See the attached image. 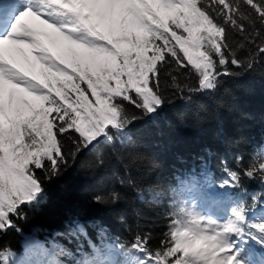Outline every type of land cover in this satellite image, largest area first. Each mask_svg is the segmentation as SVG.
<instances>
[{"label": "snow or ice", "instance_id": "6c2138e0", "mask_svg": "<svg viewBox=\"0 0 264 264\" xmlns=\"http://www.w3.org/2000/svg\"><path fill=\"white\" fill-rule=\"evenodd\" d=\"M0 32V230H5L16 226L22 206L45 198L46 179L59 176L70 159L101 139L112 142V130L124 133L139 118L127 106L156 113L166 101L165 76L177 88L178 76L194 78L198 86L185 88L195 92L214 90L221 76L233 74L230 65L251 69L264 57V0H0ZM246 47L255 52L244 60L239 51ZM66 142H71L67 151ZM256 171L264 180V163L244 175L253 178ZM240 179L225 164L221 182L204 196L220 197L218 189L238 188ZM119 198L110 190L93 200ZM176 206L174 201L165 214L167 231L157 249L149 247L150 236L134 240L140 264H249L243 259L248 250L239 247L244 238L264 248V217L252 220L246 202L232 206L226 218H213L217 223L181 218ZM72 223L70 235L84 234L77 219ZM90 247L74 254L61 244L46 247L32 239L26 257L0 250V264H64L65 258L110 264L111 248Z\"/></svg>", "mask_w": 264, "mask_h": 264}, {"label": "trees", "instance_id": "16d2710c", "mask_svg": "<svg viewBox=\"0 0 264 264\" xmlns=\"http://www.w3.org/2000/svg\"><path fill=\"white\" fill-rule=\"evenodd\" d=\"M254 52L246 47L239 55L247 60ZM229 67L233 74L221 76L214 90L189 92L185 85L198 86L194 78L178 76L177 88L165 76L161 84L166 101L154 114L127 106L139 118L124 133L112 130V142L101 139L75 161L70 159L59 176L46 179L45 198L22 206L16 226L0 230V250L22 254V243L29 238L46 247L61 244L74 254L88 253L95 244L111 248L118 263L140 264L136 237L150 236L149 247L157 249L167 231L169 205L177 202L175 212L183 218L186 189L215 190L225 164L240 172V187L218 189L223 195L215 200L230 207L246 202L249 217L260 215L264 180L259 171L253 178L244 172L264 163V57L251 69ZM70 149L71 142H66V151ZM98 160L103 163L97 166ZM83 162L93 167H82ZM110 190L119 193L116 202L93 200ZM74 219L84 234L70 235ZM64 264L74 261L65 258Z\"/></svg>", "mask_w": 264, "mask_h": 264}, {"label": "rangeland", "instance_id": "374dc122", "mask_svg": "<svg viewBox=\"0 0 264 264\" xmlns=\"http://www.w3.org/2000/svg\"><path fill=\"white\" fill-rule=\"evenodd\" d=\"M22 7H23V4H21V10H22ZM195 193L196 192L192 189L187 191L188 196H190L189 198H193ZM202 199H204V196H202ZM187 216L203 218L208 221H211L212 223H217V221H214L213 218H224L216 214L208 213L204 209L203 206L197 207L195 205V202H191V201L188 202L187 204ZM32 239L33 238H29L28 240L23 241L22 243L23 253L15 254L17 258L26 257L28 255L27 245H28V242ZM239 247L241 249L248 250L247 252L244 253L243 259L247 260L249 264H264V248L261 247V244L258 240L250 241L247 237H245L243 242L240 243Z\"/></svg>", "mask_w": 264, "mask_h": 264}, {"label": "bare ground", "instance_id": "6f19581e", "mask_svg": "<svg viewBox=\"0 0 264 264\" xmlns=\"http://www.w3.org/2000/svg\"><path fill=\"white\" fill-rule=\"evenodd\" d=\"M238 131H240V129H237V132H238ZM218 162H219V161H218ZM218 162H217V164H218Z\"/></svg>", "mask_w": 264, "mask_h": 264}]
</instances>
